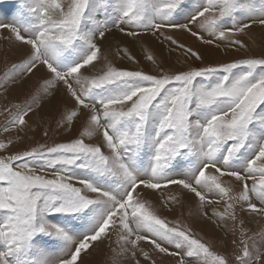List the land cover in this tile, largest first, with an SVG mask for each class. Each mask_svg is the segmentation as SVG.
I'll use <instances>...</instances> for the list:
<instances>
[{
    "label": "snow or ice",
    "instance_id": "obj_1",
    "mask_svg": "<svg viewBox=\"0 0 264 264\" xmlns=\"http://www.w3.org/2000/svg\"><path fill=\"white\" fill-rule=\"evenodd\" d=\"M257 26L264 0H16L0 40L26 51L0 87L43 75L3 108L2 130L22 140L60 93L63 110L43 137L67 138L0 155V264H85L105 244L110 264H264V227H248L264 217V40L259 54L206 62V50L168 34L227 56L251 52L240 37ZM117 34L149 36L168 57L142 49L138 67ZM177 52L176 64L201 66L175 67ZM13 143L0 140V152ZM212 205L222 207L209 214ZM185 208L231 235L232 251L194 232Z\"/></svg>",
    "mask_w": 264,
    "mask_h": 264
},
{
    "label": "rangeland",
    "instance_id": "obj_2",
    "mask_svg": "<svg viewBox=\"0 0 264 264\" xmlns=\"http://www.w3.org/2000/svg\"><path fill=\"white\" fill-rule=\"evenodd\" d=\"M16 9V0H3V6L0 7V23H10L12 21L13 13ZM182 22V21H181ZM0 33L7 35L6 30L0 29ZM174 36H178L181 42L185 43L188 46L193 47L194 50H206L211 59L206 62H216L231 59L233 57L239 55H249L254 52L255 54H259L261 48V41L264 40V29H261L259 26L252 28L247 36H241L240 39L246 44L251 46V52L249 51H237L236 49H231L227 56H225L222 52L215 53L213 46L202 45L200 42L196 41L195 38H192L186 34L181 33H168ZM117 39H124V46L130 48L132 55H134L137 60L140 61L138 67H145V61L143 59L144 52L142 49L151 50L158 58V60H163L168 57L167 48L164 45H161L159 41H156L149 36H142L139 42L128 43L126 38H121L117 34ZM207 38V36H206ZM112 37H109V41H111ZM108 41L105 43L107 44ZM212 47V48H211ZM26 51L23 46L12 47L9 50V46L7 42L0 40V75H2L3 70L6 64L14 62L19 59L21 55ZM7 52V56L5 53ZM179 52L174 53L171 58V64L175 67L179 68L181 66H201L200 61H189L188 64H176V57L180 56ZM183 57L181 56V60ZM123 64L128 67H137V65H132L127 60L123 61ZM151 67V65H149ZM43 75V72L36 73L35 75L24 80L22 84H17L13 86L12 84H6L0 87V140H4L6 138L13 139L14 143L9 148L7 153L0 152V155H8L10 153L24 150L30 145H34L36 142L40 143H51L53 141L59 142L65 138H67V134L60 135L58 133H50V138L47 140L43 137V129L47 127H51L52 129L56 128L55 121L59 119L58 113L63 110V104L61 100L60 93L56 94L55 99H53L50 103L45 102L43 107L39 109L38 116L35 118H29L30 128L26 130V132L20 133V137L22 140H18L16 133H5L2 130V126L4 125L5 118L7 116L6 113L3 112V108L7 106L8 102L18 103L21 102L29 93L35 90L39 83L40 77ZM6 90V91H5ZM35 119V123L33 120ZM79 127V125H77ZM222 207L218 205H212L209 207V214L213 208ZM163 215L168 216L169 219H173L174 217L181 215V210L177 209L175 213H168L165 209L162 211ZM184 217L189 219L186 220L187 223L193 228V231L198 233L200 236L204 238L205 241L209 242L214 249L224 251V243H227L229 252L232 251L231 245V235L225 237L224 233L216 228L215 224L211 220L200 219L198 213L193 208L190 211L188 208L183 210ZM248 219V217H245ZM248 227L251 229L249 235L253 232H259V230L264 227V217H253L251 218V222L248 224ZM147 250V249H146ZM255 255V253H254ZM85 264H110V254L108 252L107 246L101 245L98 248L94 249L91 255L85 256ZM157 264H173L171 258L169 257H159L157 258Z\"/></svg>",
    "mask_w": 264,
    "mask_h": 264
},
{
    "label": "bare ground",
    "instance_id": "obj_3",
    "mask_svg": "<svg viewBox=\"0 0 264 264\" xmlns=\"http://www.w3.org/2000/svg\"><path fill=\"white\" fill-rule=\"evenodd\" d=\"M212 48V47H211ZM217 54V52H215Z\"/></svg>",
    "mask_w": 264,
    "mask_h": 264
}]
</instances>
